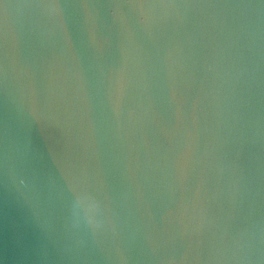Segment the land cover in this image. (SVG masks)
<instances>
[{
  "label": "water",
  "instance_id": "95a60500",
  "mask_svg": "<svg viewBox=\"0 0 264 264\" xmlns=\"http://www.w3.org/2000/svg\"><path fill=\"white\" fill-rule=\"evenodd\" d=\"M0 264H264V0H0Z\"/></svg>",
  "mask_w": 264,
  "mask_h": 264
}]
</instances>
